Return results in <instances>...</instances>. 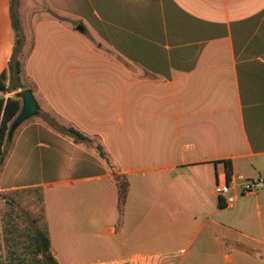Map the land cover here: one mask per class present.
Returning a JSON list of instances; mask_svg holds the SVG:
<instances>
[{
    "label": "crops",
    "instance_id": "0c3cea01",
    "mask_svg": "<svg viewBox=\"0 0 264 264\" xmlns=\"http://www.w3.org/2000/svg\"><path fill=\"white\" fill-rule=\"evenodd\" d=\"M43 3L20 17L32 36L22 80L38 115L0 181L74 192L48 231L58 264H264V190L232 209L214 192L229 176L264 178V0ZM10 6L0 0V76L14 46ZM20 174L52 178L16 184Z\"/></svg>",
    "mask_w": 264,
    "mask_h": 264
},
{
    "label": "rangeland",
    "instance_id": "374dc122",
    "mask_svg": "<svg viewBox=\"0 0 264 264\" xmlns=\"http://www.w3.org/2000/svg\"><path fill=\"white\" fill-rule=\"evenodd\" d=\"M17 2L18 11L20 9L21 15H23L19 16V18L22 17L23 20L24 18H27V21H29L28 17H30V15L27 17V15L38 10L39 8H42L44 4V0H20V3L19 0H17ZM22 33L25 37L27 50L31 43L32 36L30 31H26L24 29H22ZM14 96L15 93H13L11 97ZM39 119L45 121L49 126L53 127V129L57 131L67 129V126L55 118L54 115L50 116L47 114H40ZM25 122L17 127L14 138ZM38 178L44 180V182H48V180L52 178V175L46 174L44 176H37L20 174L15 177L14 182L16 184H25L36 181ZM4 181L5 180H3V182ZM1 182L2 181H0V264H11L13 262V258L15 259L19 256H27L28 251L25 250L24 244L28 242L25 237V234L28 233V229L33 232L37 226L42 227L45 220L47 230L49 231L50 235L51 233L53 235L55 234V231H57L61 226V218L63 216H68L71 209H73L66 198L70 197V195H74V192H72L67 187H52L50 185L46 186L44 189L40 188L41 193L38 191H20L28 189L6 190L3 188L5 187V183ZM17 190L19 191L17 192ZM41 194L43 195L42 198L44 208L38 203V199L40 198ZM43 211L45 219L43 216ZM228 212L232 213L231 211H225V213ZM36 218L39 219V223L37 224L33 222V220ZM10 251L15 252V254L12 255V260L9 257ZM257 257L262 263H264V255Z\"/></svg>",
    "mask_w": 264,
    "mask_h": 264
},
{
    "label": "trees",
    "instance_id": "16d2710c",
    "mask_svg": "<svg viewBox=\"0 0 264 264\" xmlns=\"http://www.w3.org/2000/svg\"><path fill=\"white\" fill-rule=\"evenodd\" d=\"M17 6H18L17 0H11L10 20L14 34V46L12 49L10 60L7 65V70L3 72L0 76V174L3 169L4 162L12 149L13 138L17 130V127L20 125L14 123L13 121L19 114L22 105V102L18 94L21 91L27 90V86H25V83H23L22 80L23 63L25 59H27L26 57L28 56V54L31 52L32 49V43H30L29 47L26 50L25 37L22 33L21 20L18 15L19 12ZM12 93H15L14 97L10 96V94ZM37 115L38 114L34 115L33 117H36ZM63 132L73 137L74 141L77 143H88L89 141L86 137L81 135L79 132L75 131L73 128L64 129ZM96 150L99 156L102 158V160L105 159L104 153L101 151V148L96 147ZM225 167L227 170V177H228L229 176L228 166H226L225 164ZM115 180L117 181L116 184H118L117 207L119 210V214L121 215L123 212V207L126 199L127 183L125 179L119 177L115 178ZM32 189L33 190L28 189V190H20V191L21 192L41 191L40 188H32ZM18 191L19 190H17V192ZM42 196L43 195L41 194L40 198L38 199V203L41 204L43 207ZM43 216H44V211H43ZM33 222L37 224L39 223V219L36 218L33 220ZM25 237L28 241L26 244H24L25 250L28 251L27 256L25 257L19 256L14 259L12 255H14L15 252L10 251L9 257L11 258V260L13 258V262L11 264H58L57 260L55 259L52 253L51 242L45 220L43 222L42 227L37 226L33 232L28 229V233L25 234Z\"/></svg>",
    "mask_w": 264,
    "mask_h": 264
},
{
    "label": "built area",
    "instance_id": "2783aa9c",
    "mask_svg": "<svg viewBox=\"0 0 264 264\" xmlns=\"http://www.w3.org/2000/svg\"><path fill=\"white\" fill-rule=\"evenodd\" d=\"M264 190V178L249 180L242 176L218 180L214 192L223 201V206L232 209L237 198L243 195H257Z\"/></svg>",
    "mask_w": 264,
    "mask_h": 264
},
{
    "label": "water",
    "instance_id": "95a60500",
    "mask_svg": "<svg viewBox=\"0 0 264 264\" xmlns=\"http://www.w3.org/2000/svg\"><path fill=\"white\" fill-rule=\"evenodd\" d=\"M18 96L22 102V105L19 114L13 122L22 124L24 121L36 115L38 113V109L30 90L21 91Z\"/></svg>",
    "mask_w": 264,
    "mask_h": 264
}]
</instances>
